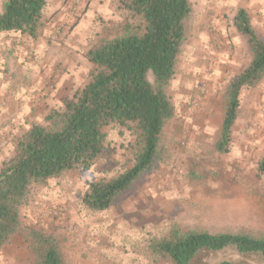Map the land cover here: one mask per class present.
Masks as SVG:
<instances>
[{
  "label": "rangeland",
  "instance_id": "obj_1",
  "mask_svg": "<svg viewBox=\"0 0 264 264\" xmlns=\"http://www.w3.org/2000/svg\"><path fill=\"white\" fill-rule=\"evenodd\" d=\"M73 1L46 0L36 36L4 37L10 54L0 56L6 93L0 95L8 101L0 109V128L10 127L0 147L4 160L24 130L47 124L45 116L86 85L94 69L88 51L121 35L123 24L132 21L118 0H97L90 9V0H80L71 16ZM188 1L189 32L168 90L174 115L164 125L151 167L109 208H86L81 198L87 181L115 176L133 162L132 128L106 126V148L90 169L31 186L20 209L21 228L3 246L0 264H31L29 230L49 235L63 264H174L155 244L189 231L264 238V175L258 171L264 156V76L240 90L230 139L224 142L220 134L229 82L251 60L235 14L243 8L262 38L264 22L250 0ZM197 257L189 264H264L260 255L230 246Z\"/></svg>",
  "mask_w": 264,
  "mask_h": 264
},
{
  "label": "trees",
  "instance_id": "obj_2",
  "mask_svg": "<svg viewBox=\"0 0 264 264\" xmlns=\"http://www.w3.org/2000/svg\"><path fill=\"white\" fill-rule=\"evenodd\" d=\"M118 2L132 21L123 24L121 35L105 38L88 51L94 69L86 85L71 98H63L61 109H52L45 116L47 124L33 123L24 130L13 154L0 165V248L20 230V209L31 186L73 169H90L106 148V126L132 128L133 162L115 176L87 181L81 198L86 208H109L155 159L164 125L174 115L168 90L189 32L191 5L188 0ZM45 5L46 0H5L0 32L36 36ZM234 24L246 36L251 60L228 85L220 130L224 142L232 134L240 90L256 86L264 76V38L255 32L243 8L237 10ZM258 171L264 175V156L258 162ZM29 232L35 252L31 264H63L49 235ZM155 246L174 264H189L201 254L227 246L264 258V238L242 233H174ZM217 264L245 263L223 260Z\"/></svg>",
  "mask_w": 264,
  "mask_h": 264
},
{
  "label": "crops",
  "instance_id": "obj_3",
  "mask_svg": "<svg viewBox=\"0 0 264 264\" xmlns=\"http://www.w3.org/2000/svg\"><path fill=\"white\" fill-rule=\"evenodd\" d=\"M96 4H97V0L87 1V7H89V9L92 7H95ZM250 4H251V7L253 9L252 10L253 13L255 15L257 14V17H259L260 20H262L264 22V0H250L249 5ZM250 19H251V17H250ZM251 24H252V19H251ZM9 34H11V33L10 32H0V37H1L0 38V56H2V54H3L4 56H6L5 58H7V56L10 54L7 52L8 49L6 48V47H8L9 42L4 37L6 35H9ZM4 89H5V85H2V83L0 82V94H2V95L6 94V93H4L5 92ZM8 94H10V93H8ZM2 95H0V109L3 108L2 105H4V103H5L3 101L4 98L2 97ZM7 103H8V101L5 104H7ZM9 128H10L9 126H7L4 129L0 128V147L3 146L4 144H6V142L8 140V132L10 131ZM0 155H1V153H0ZM4 159H5V156H0V165ZM2 249H3V246L0 248V252Z\"/></svg>",
  "mask_w": 264,
  "mask_h": 264
},
{
  "label": "built area",
  "instance_id": "obj_4",
  "mask_svg": "<svg viewBox=\"0 0 264 264\" xmlns=\"http://www.w3.org/2000/svg\"><path fill=\"white\" fill-rule=\"evenodd\" d=\"M80 0H74L72 4H70L69 9L71 12V16H73L79 9L78 7L80 6Z\"/></svg>",
  "mask_w": 264,
  "mask_h": 264
}]
</instances>
